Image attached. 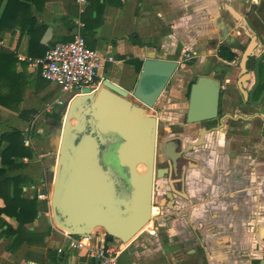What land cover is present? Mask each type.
Wrapping results in <instances>:
<instances>
[{
    "label": "crops",
    "instance_id": "obj_1",
    "mask_svg": "<svg viewBox=\"0 0 264 264\" xmlns=\"http://www.w3.org/2000/svg\"><path fill=\"white\" fill-rule=\"evenodd\" d=\"M27 4L29 10L22 17L31 15L39 26L36 31L30 34L27 29L21 30L20 25L0 26V46L14 51L17 57L10 75L17 76L22 85L20 100L14 103L18 109L0 105V134L12 128L22 131L23 144L31 152L30 157L15 158L23 167L9 173L27 178L21 187L22 196L33 198L44 192L50 201L56 168L48 164V159L53 155L57 162L59 135L54 129L56 137L54 132L45 138L38 136L42 129L39 126L35 131V122L42 117L44 127L59 125L64 109L80 93H61L57 86L45 83L38 75L40 66L32 62L42 57L36 56L35 51L39 46L45 48L52 42L72 39L77 22L82 21L87 45L112 58L98 71L94 89L104 79L131 89L139 73L135 62L142 64L149 56L177 60L184 71V75L174 76L171 87L153 108L128 97L143 108L145 115L157 118L162 137L185 136L189 161L182 168L186 177L178 186L182 197L170 194L175 187L170 176L160 182V196L153 203L158 209L154 220L156 232L137 233L119 254V264H254V258H263V114H256L259 117L248 122L253 133L246 134V117L236 115L240 94L232 89L230 96L223 99L230 111L235 105L234 115L224 116L215 125L192 124L186 135L177 131L186 111L183 94L188 92L193 74L213 77L222 87L228 84L230 76L233 82H239L243 50L251 42L255 53L262 49L264 0H87L82 12L75 0H28ZM16 16L19 18V14ZM220 46H227L235 58L227 60L220 56ZM186 52L194 58L182 61ZM32 109L34 114L19 115V110ZM258 109L263 113L264 108ZM54 114L61 116L60 121ZM170 126L176 131L173 134ZM237 137L243 140L234 142L232 138ZM202 139L206 148L201 147ZM5 145L3 142L1 148ZM45 146L49 149L42 151ZM49 170L51 177L45 174ZM37 202V217L25 226L37 233L49 231L46 245L23 243L12 251L6 248L8 239L1 238L0 264H92L81 251L57 253L63 237L50 226L45 211L47 200ZM6 219L16 225L14 219ZM54 240L59 243L51 248Z\"/></svg>",
    "mask_w": 264,
    "mask_h": 264
},
{
    "label": "water",
    "instance_id": "obj_2",
    "mask_svg": "<svg viewBox=\"0 0 264 264\" xmlns=\"http://www.w3.org/2000/svg\"><path fill=\"white\" fill-rule=\"evenodd\" d=\"M254 48L251 42L242 52L239 85L244 101L261 107L264 44L259 53ZM252 57L251 72L248 60ZM178 69L177 60L149 56L131 89L104 79L97 89L83 88L71 100L57 128L58 156L50 199L55 225L72 234L102 231L106 241L116 238L128 243L150 220L158 122L128 97L153 108ZM219 91L218 80L195 75L184 122L199 124L215 118ZM165 173L159 170L157 177L164 178Z\"/></svg>",
    "mask_w": 264,
    "mask_h": 264
},
{
    "label": "trees",
    "instance_id": "obj_3",
    "mask_svg": "<svg viewBox=\"0 0 264 264\" xmlns=\"http://www.w3.org/2000/svg\"><path fill=\"white\" fill-rule=\"evenodd\" d=\"M27 2L28 0H0V9L2 7L0 26L4 23L6 27L20 25L21 30L27 29L30 34L32 31H36L39 26L36 25L35 19L31 15L30 18L22 17V14H25L27 9L29 10ZM17 14H19L20 19L17 18ZM45 50L46 47L39 46L35 55L43 56ZM219 54L227 60L235 58V53L227 46H220ZM16 61L17 57L14 51L0 46V105L11 109H18L14 103H18L20 100L19 93H21L22 86L17 76L13 78L10 75L11 71H14ZM140 65L139 62H135L136 70H139ZM38 69L39 77L48 83L41 77L40 67ZM2 87H6V90L3 91ZM26 113L34 114L35 110H19L21 116ZM54 117L57 121L61 119V116L56 114ZM23 139L22 131L16 128L0 134V198L3 200V205L0 206V239H8L6 248L12 251L17 250L23 243L30 246L46 245L44 240L49 235V231L37 233L25 226L32 223L37 217V198H24L22 196L21 187L27 180L25 176L9 174L10 170L23 167V164L17 163L15 158L31 156L29 148L23 144ZM3 142H6V145L1 148ZM6 217L14 219L16 225L13 226Z\"/></svg>",
    "mask_w": 264,
    "mask_h": 264
},
{
    "label": "built area",
    "instance_id": "obj_4",
    "mask_svg": "<svg viewBox=\"0 0 264 264\" xmlns=\"http://www.w3.org/2000/svg\"><path fill=\"white\" fill-rule=\"evenodd\" d=\"M87 0H75L80 12L83 11ZM84 23L77 22L73 37L67 41H55L47 45L44 55L32 62L40 66L41 77L50 84L57 86L61 93L80 91L83 88L94 89L98 71L105 61L111 57H104L98 50L87 45L82 34ZM194 55L186 52L182 61H189ZM37 199L47 200L45 211L51 214L50 201L44 192L36 195ZM48 210V211H47ZM158 214L156 206L152 205L151 218L139 231L154 234L156 228L154 220ZM54 228L62 235L64 242L57 246V253L81 251L92 264H119V254L125 248L126 243L114 238L105 240V232H91L85 235L72 234L57 225Z\"/></svg>",
    "mask_w": 264,
    "mask_h": 264
},
{
    "label": "flooded vegetation",
    "instance_id": "obj_5",
    "mask_svg": "<svg viewBox=\"0 0 264 264\" xmlns=\"http://www.w3.org/2000/svg\"><path fill=\"white\" fill-rule=\"evenodd\" d=\"M259 52H260V50H259ZM259 52H257V53H259ZM254 62H255V57H252L248 60V63L250 64V71L251 72H252V70H254ZM239 70H240V68H239ZM261 70H263V71H260V78H262V80H264V68L262 67ZM176 74H178V76H182V75H184V71H182L181 69H178ZM195 75L200 76V75H205V74H193L190 84L192 83V79ZM240 77H241V74H240L238 80L240 79ZM253 81L254 80L252 79L249 86H251ZM227 83L228 84H226L224 87H222L221 82H219L220 91H219V98H218L217 113H216L215 118L201 122L199 124L201 125V127H203V126H208V124L214 122V125H215V122H217L219 119L223 118L224 116L234 115L235 114V110H234L235 105L232 106V110L230 111V107L227 106L228 104L224 103L223 98H225V96H230V94L233 91L232 89H235L240 94V98H238L237 102H236V106H237L236 107V110H237L236 115L246 117V120H247L246 128H248V130L245 129L246 134L253 133L252 125L249 126L248 122L251 120H254V118H256V117H259V116H255L258 113L263 114V116H264V111L262 113V111H259L260 109H258V108H260L259 106H252L247 101H244V97L241 93L240 87L238 86L240 83L237 82V80H236V82H233V78H231V76H230L228 78ZM190 84L188 87V92L184 91L183 98H182V100L186 103H187L188 97H189ZM170 87H171V85L170 86L168 85L167 89H169ZM81 91L82 90L79 91L80 93L78 95H80L82 93ZM91 91H93V90H91ZM87 101H90V99H87ZM227 101L228 100L225 99V102H227ZM242 104H244V105H242ZM261 108H264V105L261 106ZM239 119H241V118H239ZM184 121H185V112L183 113L181 124H180V126H178V128H180L179 129L180 131H177V132H179L180 134L186 135V133H187L186 129H188V126L190 127L192 124H186ZM157 126H158V128H157V134H156L155 153H154L152 205L155 202V200H157L158 197L160 196L159 195V191L161 189L160 182L162 180L167 181L168 176H170L171 179L173 180V184L175 186L174 189L179 191V192H175L174 189H170V194H172V195L174 194L177 197H182L183 194H180L181 189L178 186H179V184H181L182 180L185 179L184 177H186V175L182 174V168H183V166H187L188 161H189L188 156H187V147L184 144L185 136L183 135V138H182L181 136H178V134H177V135H173V136L168 137V138H164L159 133V126H160L159 122H158ZM170 128H171V131H170L171 134L176 132L173 130L174 128L172 126H170ZM178 128H176V129H178ZM203 129L206 130V127ZM242 129L240 128L239 131L242 132ZM260 133L264 137V122H263L262 128L260 130ZM232 139L234 142L239 141V140H243L242 138L240 139L239 137L232 138ZM241 143H242V145L245 144V142H241ZM206 144L207 143L205 142V140L202 139L201 140L202 146L201 145H199V146L206 148L207 147ZM107 158L110 161V163L115 166V163L113 162V158L110 154L107 155ZM162 169L167 170V173L164 174V178H158L157 177L158 171L162 170ZM119 173H120V171H119ZM175 180H177V181H175ZM252 262L254 264H264V256H263V258H261V257L260 258H254L252 260Z\"/></svg>",
    "mask_w": 264,
    "mask_h": 264
},
{
    "label": "rangeland",
    "instance_id": "obj_6",
    "mask_svg": "<svg viewBox=\"0 0 264 264\" xmlns=\"http://www.w3.org/2000/svg\"><path fill=\"white\" fill-rule=\"evenodd\" d=\"M43 103H46L45 101H43ZM44 106H45V104H44ZM44 106H43V108H44ZM61 108L59 107L57 110H60ZM40 118H42V117H40ZM38 119L37 120V122H35V128H34V130L35 131H37L38 129H39V126H40V130L42 129V133H39V134H37L38 136H42V138H45V137H47L48 136V134L49 133H51V132H54L55 133V135H54V137H56V132L55 131H53L54 129H56L57 130V128H59V125L57 124V123H53L54 125H56V126H48L47 124H46V126L44 127V126H42V122H41V119ZM48 146H45V147H43L42 148V151H46L47 149H49V148H47ZM56 161H54V157H53V155H51L50 157H49V159H48V164L49 165H54V167L56 168ZM45 174H47L48 175V177H51V175H52V172H50V170H49V172H46ZM48 211V210H47ZM51 211V210H50ZM51 214H49V219H50V226H51V224L53 225V226H55V224H54V222L51 220ZM42 217H44V215L42 216ZM59 242H57L56 240H54V241H52V245H51V248H53V247H55L57 244H58ZM2 248V247H1Z\"/></svg>",
    "mask_w": 264,
    "mask_h": 264
}]
</instances>
